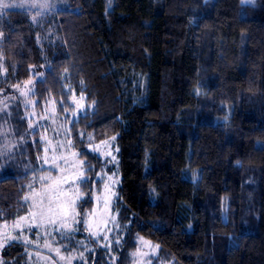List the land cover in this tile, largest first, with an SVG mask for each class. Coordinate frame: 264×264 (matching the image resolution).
I'll use <instances>...</instances> for the list:
<instances>
[{"label": "trees", "instance_id": "16d2710c", "mask_svg": "<svg viewBox=\"0 0 264 264\" xmlns=\"http://www.w3.org/2000/svg\"><path fill=\"white\" fill-rule=\"evenodd\" d=\"M3 13L1 83L40 71L36 106L51 99L61 117L73 92L84 96L67 134L92 181L103 160L90 146L118 137L123 244L114 263L97 249L90 264H129L138 237L164 263L264 264V0H65ZM9 175L0 221L27 210L29 177ZM99 184L83 190L81 212ZM4 258L22 264L23 245Z\"/></svg>", "mask_w": 264, "mask_h": 264}, {"label": "rangeland", "instance_id": "374dc122", "mask_svg": "<svg viewBox=\"0 0 264 264\" xmlns=\"http://www.w3.org/2000/svg\"><path fill=\"white\" fill-rule=\"evenodd\" d=\"M111 1L108 0L109 7ZM0 2L46 3L49 5L47 9L43 10L33 7L18 8L33 13L54 11L65 6V0H0ZM243 2L250 4L254 0L251 2L243 0ZM3 11L5 10L0 9V12ZM34 73L35 77L30 79L31 85L27 84L30 80L7 86L0 81V153L5 151V146L9 149L7 155H0V167L9 174L28 176V185L32 184L34 189L40 190L42 188L41 175H50L53 180L63 176H68L70 179L75 178L73 169L70 166L66 168L61 159V156H64L69 161L78 162L81 160L79 157L72 156L73 149L68 143L67 120L68 118L70 120L77 118L85 113L88 107L85 98L80 102L81 95L73 92L71 101L73 110L67 112L63 117L58 114L56 104L51 99L38 108L33 93L36 81L41 78V72L34 69ZM28 88L31 91L27 96H22L21 90L27 91ZM74 99L78 103H82V110L77 108V103L73 102ZM112 137H116V139L112 140ZM112 137L91 146L93 148L99 146V152L95 153L103 160V166L99 172L101 175L96 177L100 184L98 187H94L91 208L82 211V215L78 217V219H87L91 225V232H95L97 235L95 237L91 235L83 224H76V230L73 232L63 233L52 231L51 226L47 227V231L45 227L29 228L27 225L32 220L29 214L31 203L29 201L24 214L17 215L13 220L0 221V242L4 240L5 233L18 237V240H11L0 247V264H5L4 249L11 243L21 244V247L23 245L25 259L22 264H90L89 256L93 257L97 249L102 251L106 261L110 263L116 261L117 253L123 244L124 229L118 220L115 209L121 179L120 149L117 135ZM105 141L108 143L105 144ZM45 149L48 150L47 154ZM108 152L115 156V161H112L111 157L107 155ZM100 153H105V155ZM45 159L49 163L45 164ZM57 164L59 167L56 166ZM113 173H115V180L118 183L109 180ZM48 182L50 181H45V183ZM105 182L112 185V190L116 193L107 208L104 204L108 195L104 189ZM28 185L26 195L31 192ZM92 209H96L94 218H90ZM20 217H26V219L21 221L20 228L16 229L14 224ZM104 221L108 222L106 226ZM105 236L108 237L107 240L104 239ZM25 240L29 243H25ZM117 240L120 241L119 244L116 243ZM158 250L156 244L138 237L136 247L130 253L129 264H169L162 261Z\"/></svg>", "mask_w": 264, "mask_h": 264}, {"label": "snow or ice", "instance_id": "6c2138e0", "mask_svg": "<svg viewBox=\"0 0 264 264\" xmlns=\"http://www.w3.org/2000/svg\"><path fill=\"white\" fill-rule=\"evenodd\" d=\"M251 2V0H250ZM25 7H33L39 8L41 10L47 9L49 7L46 3H4L0 2V9H18V8H25ZM3 12H0V15H3ZM41 13H37L40 15ZM2 35V33H0ZM31 80L27 82L28 85H31ZM19 87V86H17ZM31 89L28 88L27 91L21 90L20 94L22 96H27L28 92ZM84 100V96L81 95L79 97V101L82 102ZM74 103H77V108L82 110L83 105L82 103H78L75 99L73 100ZM31 126V125H30ZM112 140H115L116 137H112ZM69 146H71L72 141H68ZM108 142L105 141V144ZM90 150L92 152H99V146L91 147ZM9 149L5 146V151L0 153V155H7ZM47 149H45V153L47 154ZM101 155H105V153H100ZM81 153L79 152H72L73 157L80 156ZM84 155H87L86 153ZM108 156L111 157L112 161H115V156L112 155L111 152L107 153ZM39 159V157H38ZM61 159L64 162L65 167H71L73 169V175L75 178L70 179L68 176L58 177L55 180L49 176L40 177V182L42 184V188L40 190L34 189L32 184H29L28 187L31 189L29 195L25 196V203L27 204L29 201L31 202L29 205V214L32 217V220L27 225L29 228L32 227H45L47 231V227L51 226L52 231L54 232H73L76 230V224H83L87 230L90 231V234L94 237L97 235L95 232H91V225L87 219H78L82 215L81 211H78L79 203L84 202L87 203L85 200L86 195H90L91 192L85 193L84 189L90 188V183H98L97 181H92L91 177L88 175L92 171V169L88 166L87 161L84 159L77 161H69L66 157L61 156ZM44 163L47 164L49 161L47 159L44 160ZM59 167V165H56ZM97 177L101 174L97 173ZM7 179H14L11 175H9L2 167H0V182H3ZM109 180H112L113 183H118L115 180V173L109 177ZM45 181H50L45 183ZM104 189L108 193L104 204L107 208L112 197L116 195V193L112 190V185L105 182ZM96 209H92L90 218L95 217ZM26 217H20L14 224L16 229L20 228L21 221L25 220ZM107 221H104V225H107ZM110 231V229H109ZM21 234H23L21 232ZM105 240L108 239L107 236L104 237ZM11 240H18V237L12 235L10 233H5V238L2 242H0V247H3L4 244L9 243ZM25 243H29V241L25 240ZM119 240H117V244H119ZM71 259V257H69ZM115 259V258H113Z\"/></svg>", "mask_w": 264, "mask_h": 264}]
</instances>
